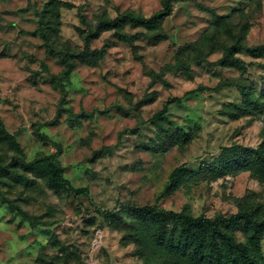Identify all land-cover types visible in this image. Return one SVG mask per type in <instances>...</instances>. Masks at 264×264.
<instances>
[{"label":"rangeland","instance_id":"rangeland-1","mask_svg":"<svg viewBox=\"0 0 264 264\" xmlns=\"http://www.w3.org/2000/svg\"><path fill=\"white\" fill-rule=\"evenodd\" d=\"M159 8V0H0V127L18 143L0 137V162L54 154L64 177L90 192L73 197L38 171L7 165L0 172L7 201H0V264H187L140 246L125 209L116 220L96 212L125 201L210 218L252 206L264 219V172L213 177L202 170L225 146L264 141V105L243 114L233 86L258 87L264 56L237 53L247 70L207 64L232 43L264 44V0L177 1L158 28L124 25L131 42L101 31L89 48L102 54L72 58L63 89L57 84L63 65L56 51L83 50L100 18ZM199 86L205 89L183 96ZM174 96L183 100L169 104L160 122L184 129L186 140L169 141L150 123ZM180 167V185L170 191ZM234 234L246 241L241 228ZM258 259L264 264V237Z\"/></svg>","mask_w":264,"mask_h":264},{"label":"trees","instance_id":"trees-1","mask_svg":"<svg viewBox=\"0 0 264 264\" xmlns=\"http://www.w3.org/2000/svg\"><path fill=\"white\" fill-rule=\"evenodd\" d=\"M177 1L183 0H159L160 8L149 16L125 10L114 18H100L93 28L88 29L85 33V47L83 50L75 52L70 50L69 47H65L56 51L63 65V70L56 77L57 84L63 89L62 80L73 69L72 58L83 56L88 61L94 53L102 54V50L96 51L89 48L91 40L101 31L114 30L119 39L131 42L132 37L122 31L124 25L131 24L147 29L158 28L162 21L172 13L173 3ZM40 23L44 26L43 21ZM42 37L46 39V35L43 33ZM237 53H246L253 58L263 57L264 44L245 46L238 42L232 43L225 48L219 59L211 63L207 61V64L247 70L250 63L236 55ZM254 84H247L246 82L233 84L242 96L244 105L239 106L238 109L243 114H250L253 109L261 108L264 105V81L258 87L256 83ZM204 89L205 87L199 86L186 91L183 96ZM183 96H174L167 99L163 103L160 112L150 121L162 130L169 141L181 137L186 140L189 137L184 129H179L175 133L163 127L160 122L166 117L169 104L180 103ZM136 130L137 127L124 129L119 136L122 133ZM0 137L18 147L15 136L3 127H0ZM7 165L19 166L24 171H38L46 176L47 182L52 188L61 189L67 195L86 197L90 194L87 187H74L64 177V169L56 161L54 154L41 156L30 161H26L19 155H13L6 165L0 162V172H7ZM202 170L213 177H221L242 170H254L262 173L264 172V141L256 146L237 143L225 146L212 165L203 167ZM181 171L182 167L173 170L171 182L167 187L168 190H174L180 185ZM0 201L7 202L3 196H0ZM122 209H125L131 217L130 228L134 230L138 244L145 249H151L156 253H164L171 259H178L187 264H261L258 257L262 251L264 219L260 217L258 208L245 207L226 216L216 215L210 218L203 214L193 216L185 212L158 208L154 204L138 206L125 201L112 209L96 207V212L104 217L116 220L119 218ZM236 228H241L246 232L245 242L236 239L234 234Z\"/></svg>","mask_w":264,"mask_h":264}]
</instances>
